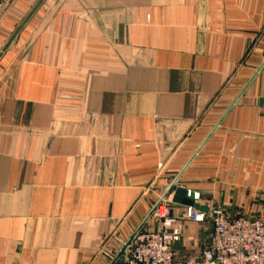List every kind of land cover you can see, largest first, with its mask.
<instances>
[{"label":"crops","instance_id":"0c3cea01","mask_svg":"<svg viewBox=\"0 0 264 264\" xmlns=\"http://www.w3.org/2000/svg\"><path fill=\"white\" fill-rule=\"evenodd\" d=\"M40 1L0 0V264H110L192 159L196 203L264 217V0H44L5 51Z\"/></svg>","mask_w":264,"mask_h":264},{"label":"built area","instance_id":"2783aa9c","mask_svg":"<svg viewBox=\"0 0 264 264\" xmlns=\"http://www.w3.org/2000/svg\"><path fill=\"white\" fill-rule=\"evenodd\" d=\"M161 207L153 217L161 221L160 228L143 230L124 264H195L176 260L173 246L181 240L184 229L169 208L162 213ZM184 218L213 225L211 242L203 251L205 264H264V217L232 218L219 207L208 212L187 207Z\"/></svg>","mask_w":264,"mask_h":264},{"label":"water","instance_id":"95a60500","mask_svg":"<svg viewBox=\"0 0 264 264\" xmlns=\"http://www.w3.org/2000/svg\"><path fill=\"white\" fill-rule=\"evenodd\" d=\"M44 0H41L40 3L37 5V7L34 9V11L31 13V15L28 17V19L25 21V23L19 28V30L16 32V34L13 36V38L11 39V41L7 44V46L5 47V51L10 47L11 43L13 42V40L15 39V37L17 36V34L22 30V28L26 25V23L28 22V20L30 19V17L34 14V12L38 9V7L41 5V3ZM264 67V63L263 65L257 70L256 75L253 77L252 81L258 76V74L260 73V71L262 70V68ZM251 81V82H252ZM251 83H249L250 85ZM244 89V91L241 93V95L238 97V99L233 103V105L231 106L230 110L237 104V102L240 100V98L243 96V94L245 93L246 89L248 88V86ZM221 125V122L217 125V127L212 131V133L210 134V136L208 137V139H210L213 134L216 132V130L219 128V126ZM207 139V140H208ZM206 140V141H207ZM205 144V143H204ZM204 144L200 147V149L197 151L196 155L200 152V150L203 148ZM195 155V156H196ZM194 156V157H195ZM193 157V158H194ZM193 160V159H192ZM192 160L188 163V165L185 167V169H183V171L176 177V179L169 185V187H167V189L165 190V192L161 195L160 199L157 201V203L154 205V207L152 208V210L150 211V213L148 214V216L145 218V220L143 221V223L138 227V229L129 237L128 241L121 244V248L120 250L116 253L115 258L113 259V261L110 264H118L121 260H128V256H129V251L130 249L133 248L134 243L137 239V237L139 236V234L145 230V228L147 227V225L149 224L150 220L155 216L156 212L160 209V207L168 200H170V198L172 197V201L174 203L177 204H181L187 207H193L195 209L201 210L203 212H208L207 208H203L201 207L198 203H196L195 201V197L194 195H188V191L186 189H183L181 187H178V183L184 173V171L187 169V167L190 165V163L192 162Z\"/></svg>","mask_w":264,"mask_h":264},{"label":"rangeland","instance_id":"374dc122","mask_svg":"<svg viewBox=\"0 0 264 264\" xmlns=\"http://www.w3.org/2000/svg\"><path fill=\"white\" fill-rule=\"evenodd\" d=\"M165 210H166V207L165 206H162L161 207V212L163 213V212H165ZM202 262H204V261H202Z\"/></svg>","mask_w":264,"mask_h":264}]
</instances>
